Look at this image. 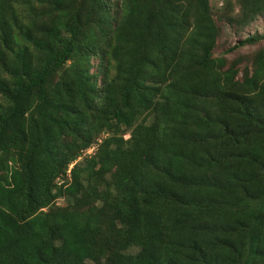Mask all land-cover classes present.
Here are the masks:
<instances>
[{
  "label": "trees",
  "instance_id": "obj_1",
  "mask_svg": "<svg viewBox=\"0 0 264 264\" xmlns=\"http://www.w3.org/2000/svg\"><path fill=\"white\" fill-rule=\"evenodd\" d=\"M17 1L0 0V264H264L263 50L248 95L213 57L210 0H43L27 21ZM224 1L227 23L264 16Z\"/></svg>",
  "mask_w": 264,
  "mask_h": 264
},
{
  "label": "rangeland",
  "instance_id": "obj_2",
  "mask_svg": "<svg viewBox=\"0 0 264 264\" xmlns=\"http://www.w3.org/2000/svg\"><path fill=\"white\" fill-rule=\"evenodd\" d=\"M42 1V2H40ZM113 1V0H112ZM155 3H157V0H151ZM161 0H158V2ZM224 0H210L211 5V11L214 15V18L217 20V25L219 28V33L216 38V45L213 48V57H223L226 60V65L223 67V70L227 69L228 67H234L237 70L236 75L233 76V82H238L239 86L236 89H239L242 93L251 95L253 90L249 85H245L242 83V77L245 71L248 73L251 72V70L254 67L253 64V58L255 54L259 50H263L262 53H264V40H259L255 43H247L245 45H238L239 41L245 39L247 36L251 35H257L264 33V16L257 17L252 23H250L245 28H242L239 24L237 13V8H235L234 12H228L226 11L224 14L226 16L233 17L232 21L230 23H227L222 18V13L224 11ZM31 3L33 6L28 7L25 3L22 2V0L17 1V9H19L20 14L22 15L23 19L27 21L29 19V11L30 8H32L36 14H39V12L48 11L49 5H47V2L43 0H32ZM221 17V19L218 18ZM55 18V14H49L45 15L44 19L51 20ZM99 60L97 58L92 59V68L91 71H97ZM113 69H110V74H113ZM100 79V75H99ZM129 134H125V138L128 137ZM100 141V140H99ZM97 141L96 143L92 144V146L89 149H86L81 153L83 156L93 155L96 147L99 143ZM81 159V157H80ZM79 160V159H78ZM71 168V166L69 167ZM65 177H61L58 182L65 181ZM263 184V183H262ZM248 186V185H247ZM250 190H252L254 193H257V188L261 186L259 184H253L250 182L249 184ZM70 203V198L68 197H61L58 198L55 201V204L58 206H67ZM228 248L225 247V250ZM112 249L108 248L106 251V254L102 260L101 264H109L111 259L113 258V254L111 253Z\"/></svg>",
  "mask_w": 264,
  "mask_h": 264
}]
</instances>
